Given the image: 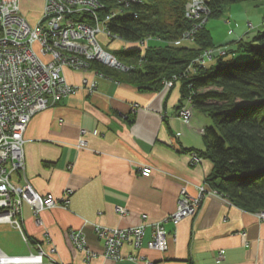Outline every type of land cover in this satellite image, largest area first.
<instances>
[{
	"label": "crops",
	"instance_id": "crops-1",
	"mask_svg": "<svg viewBox=\"0 0 264 264\" xmlns=\"http://www.w3.org/2000/svg\"><path fill=\"white\" fill-rule=\"evenodd\" d=\"M35 1L39 17L44 0ZM21 3L27 17L28 5L23 0ZM251 4L243 17L233 14V7L229 9L226 17L231 14L240 19L225 41L216 45H235V41L246 39L249 22L260 26L264 16L257 22L252 6L264 4V0ZM27 20L35 25L39 19ZM208 28L213 34L212 27ZM63 75L79 89L34 115L24 134L26 175L33 188L58 198L65 197L66 189L73 190L68 208L44 210L41 225L31 205H23L25 229L51 253L52 260L46 258L43 264H144L142 259H127L130 255L142 256L153 264H264V219L229 198L215 195L207 196L195 215L178 223L165 222L166 251L125 243L123 260L105 259L104 245L93 224L131 227L140 224L143 215L148 222L163 221L176 210L184 186L193 196L198 194V184L212 187L208 179L214 162L198 151L205 149V130L213 121L195 105L191 122L184 121L178 113L185 101L179 82L172 88L146 90L95 69L65 67ZM92 82L97 84L93 91L89 90ZM80 140L86 142L83 147L78 146ZM194 154L199 161L194 160ZM145 165L152 168L149 177L140 172ZM13 181L20 183L18 174L13 175ZM118 207L126 208L127 213L120 214ZM80 228L90 249L98 253L89 261L85 252L74 247L68 233ZM150 234L148 227L145 242ZM31 248L18 229L0 224L2 251L25 255L36 250ZM221 250L224 258L218 259Z\"/></svg>",
	"mask_w": 264,
	"mask_h": 264
},
{
	"label": "built area",
	"instance_id": "built-area-1",
	"mask_svg": "<svg viewBox=\"0 0 264 264\" xmlns=\"http://www.w3.org/2000/svg\"><path fill=\"white\" fill-rule=\"evenodd\" d=\"M21 1L0 0V224L8 223L18 229L25 243L32 248L36 247V250H30L25 255H10L0 249V264H43L46 258L52 260L51 253L25 229L23 205H31L37 223L41 225L40 215L44 210L57 206L68 208L73 190L66 189L65 197L58 198L52 193L42 195L33 188L26 175L25 131L34 115L79 89V86L66 81L63 75L65 67L86 71L91 69L92 62L122 70L130 67L122 64L99 40L100 35L107 37L109 42L122 39L108 27L109 21L121 13L119 7H112L102 14L105 5L100 0H44L39 20L36 25H32L22 11ZM116 1L140 3L145 0ZM184 11L195 23L182 37L194 38L204 24L205 17L207 19L208 7L205 0H189ZM185 39L180 38L175 42L179 44ZM148 40L149 38L138 43L145 45ZM215 47L205 49L204 53L212 54ZM226 51V48H220L217 58L226 56L229 53ZM204 53L196 58L195 63L208 65V58H213L214 55L204 56ZM192 65L193 63L189 68ZM178 78V75H174L165 79L163 89L172 88ZM86 84L87 79L84 80V86ZM96 87L97 84L92 82L89 90L93 91ZM193 105L191 97H187L178 110L186 123L192 120ZM85 144L84 140H80L78 146L83 147ZM199 159L194 154V160ZM140 172L149 177L152 168L145 165ZM15 174L20 178L18 184L13 181ZM196 189L198 194L193 196L184 186L176 210L163 221L148 222L147 215H143L144 220L131 227L93 224L104 245L102 256L105 259L123 260L122 247L125 243H130L135 248L145 244L149 249L166 251L168 233L165 222L178 223L185 217L195 215L207 196L228 198L207 183L196 185ZM118 212L123 215L127 210L118 207ZM256 213L259 218L264 219V210ZM87 222L85 221L86 224H91ZM148 227L151 228V234L145 242ZM68 233L74 247L85 252L86 260L98 255L90 249L82 228L70 229ZM218 257L224 258V250L219 252ZM126 258L131 261L142 259L144 264H153L142 256L130 255Z\"/></svg>",
	"mask_w": 264,
	"mask_h": 264
},
{
	"label": "trees",
	"instance_id": "trees-1",
	"mask_svg": "<svg viewBox=\"0 0 264 264\" xmlns=\"http://www.w3.org/2000/svg\"><path fill=\"white\" fill-rule=\"evenodd\" d=\"M100 1L105 5L102 14L121 9L108 27L133 44L113 52L130 68L92 62L91 69L146 90H161L165 79L178 75L175 85L182 86V101L191 97L195 108L213 121L205 130V149L198 151L214 162L210 185L244 209L264 210V30L233 43L244 57L238 58L232 48L230 55L200 65L195 62L201 52L218 45L207 23L198 29L193 45L176 44L195 23L185 15L189 0ZM242 1L205 0L207 20ZM149 37L155 41L143 48L138 42Z\"/></svg>",
	"mask_w": 264,
	"mask_h": 264
},
{
	"label": "rangeland",
	"instance_id": "rangeland-1",
	"mask_svg": "<svg viewBox=\"0 0 264 264\" xmlns=\"http://www.w3.org/2000/svg\"><path fill=\"white\" fill-rule=\"evenodd\" d=\"M24 1H25V4L28 5V8L30 10L29 11V14H27L28 19H31L32 21L36 20L37 17H38V13L35 10V8H36V4H35L36 1L35 0H33V1L32 0H23V2ZM252 1H256V0H245V1H242V2H239V3H236V4H232L230 6H227L226 9H225V11H224V13H223V15H221L219 17H211L209 19V21L205 17L204 24L208 22V26H211L212 27V30H213L212 36H213V41L215 43L216 42H219V41H222V40H224V38L228 37L232 33V31H230V30L231 29H235V23H236L235 21H237L238 19H240L238 17L232 16L231 14H230V17H226L227 14H229V9L231 7H233L231 9V11H233V14H235V15L240 14L243 17L244 14L246 13V12H243V11H245L247 9L248 5H252L251 4ZM257 7H260V8H257ZM252 8H254V10H255V15H254L255 17H254V19L258 17L257 18V22H258V19H263L264 13H263V11H260L259 9L264 10V4H259V5L258 4H254V6H252ZM262 13H263V15H262ZM249 20L250 21H253L252 19H249ZM246 21H248L247 17H246ZM231 23H232V26H231ZM248 27H249V30L245 34L246 38H250L253 35H255L258 32L259 29L260 30L261 29L264 30V19H263L262 23L260 24V26H256L255 27L251 22H249L248 23ZM250 31H252V32L250 33ZM195 38H196V35H195L194 38L191 37V36L190 37H187L186 39L183 38V37H181V39H185V40H182L181 42L183 43V45H186V44L187 45H193ZM99 40L102 43L103 47L105 49H107L108 51L112 52V53L115 50H117V49L125 48V46H127V45H129V46H132L133 45L131 43H127V41H125V44H123L124 43L123 42L124 41L123 39H120V40L119 39H116V40H113V41L109 42V39L107 37H105L104 35H100L99 36ZM153 41H155V39L152 38V37H149V40L146 41V44L145 45H142V47L145 48L148 45L149 42L152 43ZM229 46H231V49H229ZM229 46L228 45H224L222 47L223 48H226V50H227L226 52H229V50H232V48L237 51V49H236L238 47L237 44H235V45H232L231 44ZM222 47H220V45L216 46L214 49H212V54H205L204 51L201 52V54L204 53V56H207V55L208 56H212V55H214L213 58H208L207 64H209L210 62H215L217 60L216 54L219 52V49L222 48ZM237 53H238L237 54V57L238 58H242L246 54L241 49H240V51H237ZM229 55H230V53H229ZM226 56H228V55H226ZM256 215H257V213H256ZM218 259H219V257H218Z\"/></svg>",
	"mask_w": 264,
	"mask_h": 264
},
{
	"label": "bare ground",
	"instance_id": "bare-ground-1",
	"mask_svg": "<svg viewBox=\"0 0 264 264\" xmlns=\"http://www.w3.org/2000/svg\"><path fill=\"white\" fill-rule=\"evenodd\" d=\"M37 19H38V18H37ZM36 24H37V23H36ZM36 24H35V25H36Z\"/></svg>",
	"mask_w": 264,
	"mask_h": 264
}]
</instances>
